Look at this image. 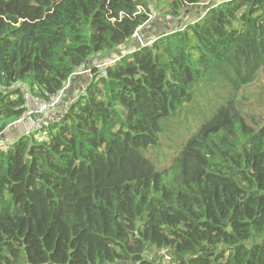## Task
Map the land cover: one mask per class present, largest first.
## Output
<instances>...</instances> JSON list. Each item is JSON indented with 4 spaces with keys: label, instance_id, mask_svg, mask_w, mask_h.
Segmentation results:
<instances>
[{
    "label": "trees",
    "instance_id": "obj_1",
    "mask_svg": "<svg viewBox=\"0 0 264 264\" xmlns=\"http://www.w3.org/2000/svg\"><path fill=\"white\" fill-rule=\"evenodd\" d=\"M204 3L0 0V264H264V0Z\"/></svg>",
    "mask_w": 264,
    "mask_h": 264
},
{
    "label": "crops",
    "instance_id": "obj_2",
    "mask_svg": "<svg viewBox=\"0 0 264 264\" xmlns=\"http://www.w3.org/2000/svg\"><path fill=\"white\" fill-rule=\"evenodd\" d=\"M203 8L204 6L202 7V9H200L199 5L197 7H191V10H188L187 14L189 13V16H193V14L197 13L199 10H203ZM162 25H165V23L162 21L149 22L145 27L142 28V30L138 32L139 38L138 39L135 38L134 41L129 46L126 47V50L133 49V47L137 46L138 44H144L149 41H152V39L156 37L153 35L161 34ZM114 57L115 55H113V58ZM108 61H109V57L106 58L96 57L95 60L90 62L89 67L98 66L100 68L101 65H103V63H107ZM87 81H88V76L85 73H82L75 75L74 78L70 82H68V84L66 85V89L59 101V104L56 106L54 110L49 112L50 116L52 115L51 118H55L56 120L58 119V117H60L61 113L65 111L66 106L79 93L83 91L84 85ZM34 119H36V121H33ZM43 119H46L44 115L41 116L39 114H35L34 116H30L25 120L21 121L20 123H18V125H15V129L11 128L7 133L4 134V136L9 137V139H16V137L19 135L28 133L36 128H39L40 125L41 126L45 125V124H41V122L45 123ZM52 122L54 121L52 120Z\"/></svg>",
    "mask_w": 264,
    "mask_h": 264
},
{
    "label": "built area",
    "instance_id": "obj_3",
    "mask_svg": "<svg viewBox=\"0 0 264 264\" xmlns=\"http://www.w3.org/2000/svg\"><path fill=\"white\" fill-rule=\"evenodd\" d=\"M135 36H136V34H135ZM114 61V60H113ZM113 61H108L107 63H105V65H101V67L100 68H103V67H106V66H108L109 64H112L113 63ZM82 73H85V74H87L88 76H90V74H91V72H90V70H85V71H81V72H79V74H82ZM103 74H105V72H103ZM67 85V84H66ZM65 89H66V86L64 87V89L56 96V98H54L51 102H49V103H44V102H40L38 99H36V98H33V97H31V96H27L26 97V99H27V104H28V110H27V112H26V114L24 115V117L20 120V121H18V123L19 122H21V121H23L24 119H26V118H28V117H30V116H34L35 114H41V113H43V112H50V111H52V110H54L55 108H56V106L59 104V101H60V99H61V97H62V94L64 93V91H65ZM31 103H36V105L35 106H30L29 104H31Z\"/></svg>",
    "mask_w": 264,
    "mask_h": 264
},
{
    "label": "rangeland",
    "instance_id": "obj_4",
    "mask_svg": "<svg viewBox=\"0 0 264 264\" xmlns=\"http://www.w3.org/2000/svg\"><path fill=\"white\" fill-rule=\"evenodd\" d=\"M209 1H210V0H206V3H209ZM212 1H214V0H212ZM206 3H204V5H205ZM201 6H202V5H200V8H201ZM167 9H168L167 5H166V4H162V5L160 6L159 11L156 13V16H159V17H154V15H153L152 18H150V20H149V22H152V21H162V22H164L165 25H162V31H161V32H163V31H164V32H165V31H168V30H170L171 27L179 26V25H180V23L178 22V20H173V19H170V18H161L162 13H163L165 10H167ZM188 10H191V7H189ZM193 16H194V14H193ZM184 17L186 18L185 20L190 21V20H191L190 18H191L192 16H189V13L185 15V12H184ZM159 18H161V19H159ZM153 36H156V35H153ZM153 36H152V37H153ZM140 37H142V36H140ZM135 38L138 39V38H139L138 35H136ZM136 43H137V42H136ZM149 43H150V42H149ZM29 105H30V106H35L36 103H31V104H29ZM194 107H195V106H194ZM194 107L191 109L190 114L193 113L194 111H196V114H197L198 111H197V110H194ZM206 113H207V112H206ZM40 115H44V116L46 117V119L49 118L50 121H52V120L55 119V118H54V119L51 118L49 112H43V113H41ZM24 120H25V119H24ZM43 120H45V119H43ZM19 123H20V122H19ZM16 125H18V123H17ZM40 126H41V125H40ZM160 256H161L160 260L163 261V260H164V256H165V254H160V253H158V254L156 255L155 258L160 257ZM165 260H166V263H169L168 259H165Z\"/></svg>",
    "mask_w": 264,
    "mask_h": 264
},
{
    "label": "water",
    "instance_id": "obj_5",
    "mask_svg": "<svg viewBox=\"0 0 264 264\" xmlns=\"http://www.w3.org/2000/svg\"><path fill=\"white\" fill-rule=\"evenodd\" d=\"M210 1H212V0H210ZM206 9V5L204 6V8H203V10H205ZM188 11H186V13H187ZM162 33V32H161ZM136 35H138V33H136ZM160 35V34H159ZM153 40V39H152ZM153 42V41H152ZM145 44H147L148 45V43H144V44H141V45H145ZM131 50V49H130ZM119 55H121L120 53L119 54H116L115 55V57L113 58V55H110L109 56V61H113L115 58H116V56H119ZM93 60H95V57H93V58H91V60L89 61V62H91V61H93ZM89 62L87 63V65L89 64ZM74 78V76L73 77H71L70 79H69V82L72 80ZM55 115H57V114H55ZM54 115V116H55ZM42 116V115H41ZM52 116V115H51ZM54 119V118H53ZM33 121H36V119H34ZM45 121V123H42L41 122V124H47V123H50V122H52V121H50V119H45L44 120ZM53 121H55V119L53 120ZM0 138H3V135L2 136H0Z\"/></svg>",
    "mask_w": 264,
    "mask_h": 264
}]
</instances>
